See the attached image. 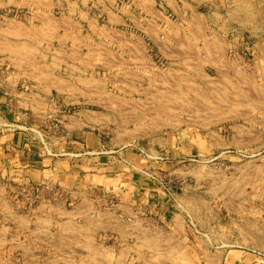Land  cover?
Segmentation results:
<instances>
[{
  "label": "rangeland",
  "instance_id": "1",
  "mask_svg": "<svg viewBox=\"0 0 264 264\" xmlns=\"http://www.w3.org/2000/svg\"><path fill=\"white\" fill-rule=\"evenodd\" d=\"M43 1H80L79 18L89 22L76 58L77 93L86 103L74 110H89L129 140L157 139L173 149L164 171L176 209L187 213L175 232L151 226L146 214H89L85 205L72 239L33 245L30 261L0 254V264H251L234 252L246 247L252 226L250 242L264 247V0ZM6 13L20 19L25 10ZM50 191L44 200L63 199ZM3 241L0 251L10 243Z\"/></svg>",
  "mask_w": 264,
  "mask_h": 264
},
{
  "label": "crops",
  "instance_id": "2",
  "mask_svg": "<svg viewBox=\"0 0 264 264\" xmlns=\"http://www.w3.org/2000/svg\"><path fill=\"white\" fill-rule=\"evenodd\" d=\"M77 2L0 1V11L25 10L20 19L0 15V191L5 198L0 242L10 241L0 254L10 259L30 261L34 246L53 248L61 239H72L69 233L81 225L77 222L83 220L79 213L85 205L89 214H146L151 226L162 222L175 232L178 215L187 213L176 209L179 198L171 173L164 171L173 166V149L157 139L129 140L93 121L89 110H74L86 100L77 93L76 58L83 53L80 43L89 24L79 18ZM17 29L22 33H14ZM185 159L183 155L178 162ZM42 184L61 189L63 199L31 206L20 196L21 187ZM253 231V226L246 229V247L234 256L258 264L264 247H253ZM53 235L57 240L51 242ZM238 236L232 238L238 241ZM16 238L22 247L12 243Z\"/></svg>",
  "mask_w": 264,
  "mask_h": 264
},
{
  "label": "built area",
  "instance_id": "3",
  "mask_svg": "<svg viewBox=\"0 0 264 264\" xmlns=\"http://www.w3.org/2000/svg\"><path fill=\"white\" fill-rule=\"evenodd\" d=\"M49 186L46 184L42 185H28L23 188V193L25 194V197L29 201L30 205L39 203L40 201L46 199V193L49 192ZM62 196V193L58 190L56 191H50V194L48 197H53L54 199H57ZM44 198V199H43Z\"/></svg>",
  "mask_w": 264,
  "mask_h": 264
},
{
  "label": "bare ground",
  "instance_id": "4",
  "mask_svg": "<svg viewBox=\"0 0 264 264\" xmlns=\"http://www.w3.org/2000/svg\"><path fill=\"white\" fill-rule=\"evenodd\" d=\"M45 4V3H44ZM46 6V5H45ZM199 16V15H198ZM116 19V18H115ZM44 20V19H43ZM52 20V19H51ZM50 19H48L47 21H48V23H50L49 21H51ZM197 20V19H196ZM47 22H45V24H46ZM197 23V22H196ZM52 24V23H51ZM50 24V25H51ZM54 24V23H53ZM52 24V25H53ZM11 25V24H10ZM48 25V24H47ZM55 25H56V23H55ZM59 26H60V24H59ZM43 28V27H42ZM49 28V27H48ZM54 28V27H53ZM59 28V27H58ZM14 29V28H13ZM52 29V28H51ZM190 29V28H189ZM22 30V29H21ZM21 30H19V29H17L16 31H14V33H16L17 31H20V33H22L21 32ZM47 30V29H46ZM50 32V31H49ZM19 33V32H18ZM194 33V32H193ZM47 34V33H46ZM26 35V34H25ZM28 35V34H27ZM195 35V34H194ZM25 43V42H24ZM19 45V44H18ZM23 45V44H22ZM206 46V45H205ZM20 47V46H19ZM24 47V46H23ZM28 47H30V46H27V49H28ZM6 48V47H5ZM11 48V47H10ZM22 48V47H21ZM14 50V49H13ZM35 50V49H34ZM18 51V50H17ZM19 51H20V49H19ZM24 51V50H23ZM23 51H21V53H19V54H21L22 55V52ZM31 51H33V50H31ZM11 53V52H10ZM13 53V52H12ZM14 53H16V51H14ZM23 54H25V53H23ZM28 56V55H27ZM22 57V56H21ZM31 57H33V56H31ZM57 60V59H56ZM20 62V61H19ZM16 63V62H15ZM86 64V63H85ZM90 66V65H89ZM218 69V68H217ZM264 71V70H263ZM205 75V74H204ZM207 76V75H206ZM43 77V76H42ZM210 76H208V78H209ZM226 78H227V76H225ZM190 78V77H189ZM204 78H205V76H204ZM211 78V77H210ZM224 78V77H223ZM209 80V79H208ZM40 81V80H39ZM238 82V81H237ZM249 85V84H248ZM217 86V85H216ZM196 88V87H195ZM221 88V87H220ZM223 88V87H222ZM199 89V88H198ZM197 90V89H196ZM195 90V91H196ZM253 90V89H252ZM198 91V90H197ZM182 92V91H181ZM194 92V91H193ZM253 93V92H252ZM229 94V93H228ZM213 96V95H212ZM218 96V95H217ZM165 100V99H164ZM210 101V100H209ZM208 101V102H209ZM179 102V101H178ZM191 102V101H190ZM212 102V101H211ZM215 102V101H214ZM176 103V102H175ZM187 103V102H186ZM218 103V102H217ZM184 104V103H183ZM192 104V103H191ZM194 105V104H193ZM180 106V105H179ZM188 106V105H187ZM174 107V106H173ZM235 107V106H234ZM165 109V108H164ZM261 109V108H260ZM262 109H264V108H262ZM204 110V109H203ZM174 111V110H173ZM189 111V110H188ZM191 112V111H190ZM205 112V111H204ZM211 112V111H210ZM177 113V112H176ZM202 115V114H201ZM228 116V115H227ZM224 117V116H223ZM123 118V117H122ZM138 118V117H137ZM253 118V117H252ZM145 119V118H144ZM90 120V119H89ZM92 121V120H91ZM206 122V121H205ZM170 123V122H169ZM178 123V122H177ZM126 124V123H125ZM174 124V123H173ZM236 129V128H235ZM250 130V129H249ZM133 131V130H132ZM209 131V130H208ZM251 131V130H250ZM246 135V134H245ZM219 136V135H218ZM245 137V136H244ZM129 138V137H128ZM246 141V140H245ZM235 144V143H234ZM252 162V161H251ZM202 167V166H201ZM204 168V167H203ZM202 169V168H201ZM244 172V171H243ZM246 180V179H245ZM247 181V180H246ZM223 183V182H222ZM236 185V184H235ZM253 186V185H252ZM232 187V186H231ZM237 188V187H236ZM209 191V190H208ZM215 194V193H214ZM258 196V195H257ZM239 199V198H238ZM85 204V203H84ZM86 206H88V205H86ZM76 213V212H75ZM83 213V212H82ZM98 217V216H97ZM191 217V216H190ZM47 219V218H46ZM47 222V221H46ZM45 222V223H46ZM49 222V221H48ZM47 222V223H48ZM73 223V222H72ZM27 224V223H26ZM201 224V223H200ZM113 225V224H112ZM260 225V224H259ZM72 227V226H71ZM86 232V231H85ZM141 233V232H140ZM72 234V233H71ZM148 234V233H147ZM44 235V234H43ZM81 235V234H80ZM204 235V234H203ZM83 236H84V233H83ZM143 238V237H142ZM151 240V239H150ZM153 240V239H152ZM160 240V239H159ZM245 240V239H244ZM70 241V240H69ZM156 241V240H155ZM163 241V240H162ZM145 244L147 243V242H144ZM60 244V243H59ZM82 244V243H81ZM166 246H167V244H165ZM165 245H164V247H165ZM74 246V245H73ZM146 246V245H145ZM158 246V245H157ZM156 246V247H157ZM204 246V245H203ZM61 247V246H60ZM159 247V246H158ZM59 248V247H58ZM73 248V247H72ZM154 249V247H151V249ZM160 248V247H159ZM169 248V247H168ZM85 249V248H84ZM157 249V248H156ZM96 250V249H95ZM154 251V250H153ZM156 251V250H155ZM66 252V251H65ZM65 252H64V254H65ZM80 253V252H79ZM139 253V252H138ZM178 253V252H177ZM69 255V254H68ZM95 255V254H94ZM109 255V254H108ZM123 255V254H122ZM126 255V254H125ZM170 255V254H169ZM176 255V254H175ZM193 255V254H192ZM81 256V255H80ZM180 256V255H179ZM182 256V255H181ZM95 257V256H94ZM178 257V256H177ZM50 258V257H49ZM91 259V258H90ZM92 259H94V258H92ZM117 259V258H116ZM172 259V258H171ZM157 260V259H156ZM191 260V259H190ZM92 261V260H91ZM95 261V260H94ZM59 262V261H58ZM175 262V261H174ZM185 262V261H184ZM193 262V261H192ZM71 264V263H70ZM99 264V263H98Z\"/></svg>",
  "mask_w": 264,
  "mask_h": 264
}]
</instances>
